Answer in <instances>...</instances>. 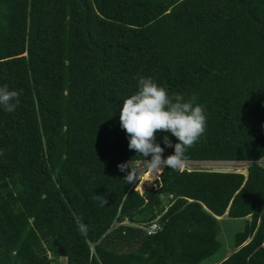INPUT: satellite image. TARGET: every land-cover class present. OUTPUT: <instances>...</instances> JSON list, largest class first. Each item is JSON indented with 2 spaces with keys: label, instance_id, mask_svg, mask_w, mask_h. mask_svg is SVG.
<instances>
[{
  "label": "trees",
  "instance_id": "obj_1",
  "mask_svg": "<svg viewBox=\"0 0 264 264\" xmlns=\"http://www.w3.org/2000/svg\"><path fill=\"white\" fill-rule=\"evenodd\" d=\"M141 76L204 106L186 161L246 174L165 168L143 193L127 184L117 165L143 157L120 109ZM3 85L19 104L0 107V264H198L224 213L249 219L217 264H264V0H0ZM120 215L130 223L111 227Z\"/></svg>",
  "mask_w": 264,
  "mask_h": 264
},
{
  "label": "clouds",
  "instance_id": "obj_2",
  "mask_svg": "<svg viewBox=\"0 0 264 264\" xmlns=\"http://www.w3.org/2000/svg\"><path fill=\"white\" fill-rule=\"evenodd\" d=\"M197 97L185 99L182 94L169 95L151 77H139L138 90L123 99L120 109V126L128 135L130 150L143 157L144 172L149 176L160 174L163 169L171 168L183 173L187 167L186 151L194 146L206 130V112L204 106L196 103ZM19 104V93L9 90L7 85L0 86V107L13 112ZM157 132L171 133L177 138L175 144L165 134L163 144L174 148V152L163 156L165 148L157 142ZM0 155H3L0 150ZM150 157V159H147ZM125 172L127 184L141 183L143 173L133 166L132 160L117 165ZM105 200L101 199V206ZM81 235H86L87 225L83 217L72 214Z\"/></svg>",
  "mask_w": 264,
  "mask_h": 264
},
{
  "label": "rangeland",
  "instance_id": "obj_3",
  "mask_svg": "<svg viewBox=\"0 0 264 264\" xmlns=\"http://www.w3.org/2000/svg\"><path fill=\"white\" fill-rule=\"evenodd\" d=\"M258 163L264 166V159L258 161ZM133 166L138 167L143 173L141 183L136 181L132 184V187L138 193L151 186H155V179L157 175L149 176L147 172H144V161H132ZM248 162L245 161H187L186 169H208L215 171H235L242 174H246V168ZM10 188L5 183H0V195L5 196L9 192ZM168 196H161V203L157 207V210L163 211L168 205ZM148 213L142 212L133 215V223L128 221L127 217L120 215L118 219L114 220L111 227L117 226L119 223H130L138 226L145 225V218ZM217 219V234L216 239L219 242V248L210 256L202 259L198 264H217L223 260L233 249V234L240 231L243 228L244 223L249 219V216L244 217H228L226 214L216 217ZM59 264H64V258L57 259Z\"/></svg>",
  "mask_w": 264,
  "mask_h": 264
},
{
  "label": "built area",
  "instance_id": "obj_4",
  "mask_svg": "<svg viewBox=\"0 0 264 264\" xmlns=\"http://www.w3.org/2000/svg\"><path fill=\"white\" fill-rule=\"evenodd\" d=\"M157 228H159V226L156 223H151L149 226H147L146 232L149 234Z\"/></svg>",
  "mask_w": 264,
  "mask_h": 264
}]
</instances>
